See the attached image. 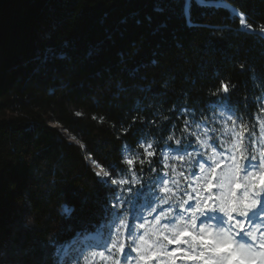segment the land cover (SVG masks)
<instances>
[{"label":"trees","instance_id":"1","mask_svg":"<svg viewBox=\"0 0 264 264\" xmlns=\"http://www.w3.org/2000/svg\"><path fill=\"white\" fill-rule=\"evenodd\" d=\"M223 3L0 0V264H56L53 242L75 249L79 264H112L99 255H109L108 229H98L118 186L100 182L93 160L126 175L122 157L144 158L139 145L151 142L156 173L147 159L135 165L147 185L160 175L161 152L175 147L166 137L187 135L186 116L221 136L235 113L258 132L264 0ZM222 80L227 95L217 91Z\"/></svg>","mask_w":264,"mask_h":264},{"label":"snow or ice","instance_id":"2","mask_svg":"<svg viewBox=\"0 0 264 264\" xmlns=\"http://www.w3.org/2000/svg\"><path fill=\"white\" fill-rule=\"evenodd\" d=\"M197 3L227 7L223 0ZM232 11L240 16L242 27L256 30L243 14ZM258 27L264 34V24ZM217 91L227 95L229 82L222 80ZM182 112L191 115L187 109ZM258 112V132L255 126L249 130L243 120L237 124L235 113H230L227 120L232 128L221 136H216V129L208 123L201 126L195 117L189 120L186 116L183 132L187 135L177 138L170 133L166 137L175 147L161 152L160 175L147 185L142 184L135 165L138 162L142 167L147 159L150 171L156 173L151 158L157 151L151 142L139 145L144 158L122 157L128 166L126 175L93 160L100 182L106 187L118 186L104 208L106 223L98 229H108L102 244L109 255L105 257V251L99 255L112 264H122V260L123 264H264V104ZM74 114L83 115L81 111ZM98 122L103 123V118ZM224 127L227 129L226 122ZM71 138L83 147L76 136ZM113 171L117 177L112 176ZM64 208V214L70 216L72 209L68 205ZM51 246L56 264H72L73 260L79 264L81 256H73L76 250L68 244L53 242Z\"/></svg>","mask_w":264,"mask_h":264},{"label":"rangeland","instance_id":"3","mask_svg":"<svg viewBox=\"0 0 264 264\" xmlns=\"http://www.w3.org/2000/svg\"><path fill=\"white\" fill-rule=\"evenodd\" d=\"M243 29H245L244 27H242Z\"/></svg>","mask_w":264,"mask_h":264}]
</instances>
